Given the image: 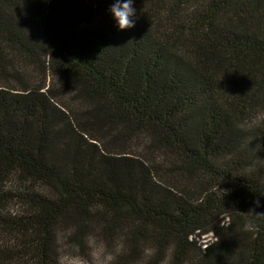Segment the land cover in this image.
<instances>
[{"label": "trees", "instance_id": "16d2710c", "mask_svg": "<svg viewBox=\"0 0 264 264\" xmlns=\"http://www.w3.org/2000/svg\"><path fill=\"white\" fill-rule=\"evenodd\" d=\"M111 2L0 0V264H264V0Z\"/></svg>", "mask_w": 264, "mask_h": 264}, {"label": "clouds", "instance_id": "9594fccd", "mask_svg": "<svg viewBox=\"0 0 264 264\" xmlns=\"http://www.w3.org/2000/svg\"><path fill=\"white\" fill-rule=\"evenodd\" d=\"M134 0H112L109 12L120 30L133 28L137 21V9L133 6ZM259 207V201L256 202ZM245 229L250 230L251 225L245 224Z\"/></svg>", "mask_w": 264, "mask_h": 264}, {"label": "rangeland", "instance_id": "374dc122", "mask_svg": "<svg viewBox=\"0 0 264 264\" xmlns=\"http://www.w3.org/2000/svg\"><path fill=\"white\" fill-rule=\"evenodd\" d=\"M62 264H110L111 256L106 252L96 251L84 256L74 250L62 248L60 250Z\"/></svg>", "mask_w": 264, "mask_h": 264}]
</instances>
